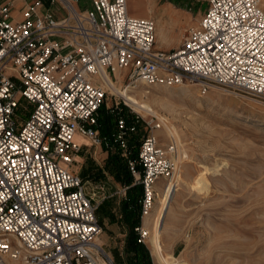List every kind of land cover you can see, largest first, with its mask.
I'll list each match as a JSON object with an SVG mask.
<instances>
[{"label": "built area", "instance_id": "built-area-1", "mask_svg": "<svg viewBox=\"0 0 264 264\" xmlns=\"http://www.w3.org/2000/svg\"><path fill=\"white\" fill-rule=\"evenodd\" d=\"M196 26L175 48L154 47L151 18L127 13L125 0H0V264H112L94 244L96 205L71 169L80 145L128 155L126 136L141 124L136 157L126 158L140 186L136 242L145 246L143 219L155 206L158 180L173 171L177 144L158 143L161 123L143 118L104 88H168L185 83L200 95L211 88L264 102V13L261 0H206ZM127 71L124 82L116 72ZM129 109L111 144L97 130V113ZM127 187L125 186L123 190Z\"/></svg>", "mask_w": 264, "mask_h": 264}, {"label": "rangeland", "instance_id": "rangeland-1", "mask_svg": "<svg viewBox=\"0 0 264 264\" xmlns=\"http://www.w3.org/2000/svg\"><path fill=\"white\" fill-rule=\"evenodd\" d=\"M80 1L85 2L79 4L80 8L88 7L87 0ZM193 1L190 4L188 0H150L148 9L152 17L147 13V18L155 22L165 11L172 18L173 25L169 27L173 33L176 29L186 31L196 26L205 10L206 0ZM134 4L135 0H130V7ZM261 8L264 13V0ZM181 30L172 34L177 38L172 46L180 42L185 32L180 36ZM156 40L157 35L155 48ZM126 75L127 71L122 77L117 76L118 80L124 82ZM116 87L121 89L125 85L119 83ZM176 88L168 91L175 92ZM141 89L133 95L144 100L149 114L161 123L155 132L158 143L165 146L168 139L175 141L184 162L180 170L182 179L160 220L161 242L167 255L174 264H264V102L220 88H211L200 95L191 84L186 85L185 95L172 98L162 96V91L154 87ZM155 94L163 100L153 102L151 96ZM110 102L113 100L107 97L101 110L110 106ZM122 107L130 115L121 103L117 109ZM143 133L139 124L131 138L134 144L127 145L128 155L122 156L117 148L121 158L126 161L131 156ZM82 142L86 145L80 148L71 169L84 182L83 187L96 205L95 212L102 202H108L101 222L95 213L100 226L98 238L112 264H117L115 255L121 264L127 228L120 219L119 206L127 200L128 188L134 182L123 190L125 186L110 175L107 156L114 150L100 146L106 152L101 160L98 147L93 152L89 140ZM155 191L156 208L160 205V194L157 187ZM149 238L148 231L145 248L151 264H156Z\"/></svg>", "mask_w": 264, "mask_h": 264}, {"label": "trees", "instance_id": "trees-1", "mask_svg": "<svg viewBox=\"0 0 264 264\" xmlns=\"http://www.w3.org/2000/svg\"><path fill=\"white\" fill-rule=\"evenodd\" d=\"M101 108L102 107L99 108L98 113H97L96 127L98 130L99 136L107 144H111L112 134L115 131V125H116L117 119L118 118L123 119L127 126H130L133 124V119L131 115H128L127 113L124 112L123 110L124 107H122L121 110L115 109L113 107L104 108V110H101ZM138 125L139 124H134L135 131L138 129ZM133 135L134 133H129L126 136L127 145L134 144L133 140L131 139L133 138ZM136 147L137 146H134V148L131 150L132 158L136 157V149H137ZM105 149H108V148H105ZM107 163H108L107 169L110 175H112V177L115 179L116 182H120L124 186H128L132 183V177L128 173L127 168H126V161L125 159L119 156V153L117 152V148L114 149V152L108 153ZM139 196H140V186L134 184L128 188L127 200L122 201L119 206L120 219L127 228V234H126L124 245H123V260L120 261L121 264H151V260H150L147 249L145 248L144 245L136 242V235L133 232V227L139 223V217H138ZM107 203H108L107 201L102 202L98 206L97 212H95L100 222H101V219L103 218L102 217L103 214H105L103 209ZM112 217L113 216H111V218ZM113 257L115 259V262L118 264L119 262L118 256L115 255Z\"/></svg>", "mask_w": 264, "mask_h": 264}, {"label": "bare ground", "instance_id": "bare-ground-1", "mask_svg": "<svg viewBox=\"0 0 264 264\" xmlns=\"http://www.w3.org/2000/svg\"><path fill=\"white\" fill-rule=\"evenodd\" d=\"M125 2H126V11L128 13L127 0H125ZM260 6H261V4H260ZM156 35L157 34L155 32V22H154V42H155ZM154 47H155V44H154ZM124 72H125V70L123 69L121 71H118L117 74H115L117 80H118L117 76L122 77V74H124ZM100 76L104 82V88L106 91L109 92V94H115L117 97H119L124 102L125 105L130 107L132 110H134L138 113H141V114H149V107H148L147 103L142 99L141 100L137 99L133 95L135 90L140 89V91H142L141 88L148 90L147 88H144L142 86H137L135 89H130V88H128V86H125L121 89H119L118 87L115 88V85L110 81V79L104 73L100 72ZM186 85L187 84H183L181 86H178L175 89V90H177L175 92L174 91H168V90H170L168 87L161 86V85L151 86L149 88L154 87V90H161L162 94L161 93L160 94L162 96H166V98H172L173 96L185 95L188 92L186 89ZM191 85H193V84H191ZM171 88H173V87H171ZM146 93H148V92H146ZM151 100L153 102L158 103L163 99L160 95L155 94V95L151 96ZM77 137H76V139L78 141L76 140V142H80L79 137L78 138ZM74 140H75V138H74ZM75 160L76 159L74 158V161ZM183 164H184V162L182 160L181 153L179 152V150L177 148L175 164H174V171H173L172 175L166 180H163V181L161 180V182H159V184L157 186L158 193L160 194V205H159V207H156V208L154 206L151 214L143 219V227L145 226V228L150 233L149 242L151 243L152 253L155 257L156 264H174V262L172 261L170 256L167 255L165 248L161 242V225H160L161 223H160V220L162 219V217L165 214V211H166L167 206L169 204V201L173 195V192L175 191L177 183L180 181V179H182L181 178L182 173H180V170H181ZM144 220H145V224H144ZM101 243L102 242L99 238L94 239V244L96 246H101Z\"/></svg>", "mask_w": 264, "mask_h": 264}, {"label": "crops", "instance_id": "crops-1", "mask_svg": "<svg viewBox=\"0 0 264 264\" xmlns=\"http://www.w3.org/2000/svg\"><path fill=\"white\" fill-rule=\"evenodd\" d=\"M136 1H137V4H136ZM149 1L150 0H144V1L140 2V0H135L134 6L132 5V7H130V0H127V3H128L127 6H129L128 12L130 11L129 12L130 15L135 16V17H145L146 18L147 15H148L147 13H149L150 17H152V15H151L152 14L151 13V9L150 10L148 9V3H149ZM188 1H189L190 4L194 3L193 0H188ZM195 1H198V0H195ZM87 3L89 4V0H87ZM79 4H85V2L82 3V1L79 0ZM206 5L207 4H205L204 9L206 8ZM170 6H172V5H170ZM88 7H89V5H88ZM183 8H186V5H184ZM166 9H168V8H166ZM160 15L162 17L160 16V18H158L155 21V26H156L155 27V32H157V40H156L157 44H156V48H158L159 50H162V51H167V50H169L171 48H175L179 44V42H178L177 45H175V46H172L171 45V44H174L175 42H177V38H175L174 35L172 36V34L178 32L181 29H176V32L174 31V33H173V29L169 27V26L173 25L172 18L169 15V13H166L164 11V12H161ZM182 31H185V30L182 29L180 31V33H179L180 36L182 35L181 34ZM77 136L78 135H75V137H74L75 138V142L77 140L76 139ZM79 140H80V142H76V143H78L80 145V148L81 147H84L86 144H84V142H82L83 139L81 137H79ZM89 146H91V145L89 144ZM97 147L98 146H94L93 147V152H95L97 150ZM100 148L101 147H98V150L102 154V158H101V160H102V159L105 158L106 152H102ZM74 158H78V155L76 154Z\"/></svg>", "mask_w": 264, "mask_h": 264}]
</instances>
